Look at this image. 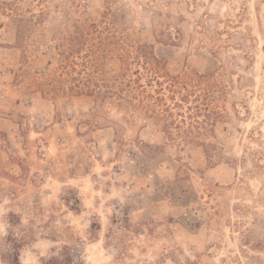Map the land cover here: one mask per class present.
Masks as SVG:
<instances>
[{"label": "rangeland", "instance_id": "obj_1", "mask_svg": "<svg viewBox=\"0 0 264 264\" xmlns=\"http://www.w3.org/2000/svg\"><path fill=\"white\" fill-rule=\"evenodd\" d=\"M0 264H264V0H0Z\"/></svg>", "mask_w": 264, "mask_h": 264}, {"label": "trees", "instance_id": "obj_2", "mask_svg": "<svg viewBox=\"0 0 264 264\" xmlns=\"http://www.w3.org/2000/svg\"><path fill=\"white\" fill-rule=\"evenodd\" d=\"M137 54H139V52H136ZM153 60H155V58H152Z\"/></svg>", "mask_w": 264, "mask_h": 264}]
</instances>
